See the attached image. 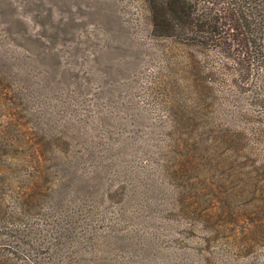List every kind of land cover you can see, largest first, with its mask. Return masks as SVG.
I'll use <instances>...</instances> for the list:
<instances>
[{
	"label": "rangeland",
	"instance_id": "374dc122",
	"mask_svg": "<svg viewBox=\"0 0 264 264\" xmlns=\"http://www.w3.org/2000/svg\"><path fill=\"white\" fill-rule=\"evenodd\" d=\"M145 12L0 0V264H264V110L215 52L162 60Z\"/></svg>",
	"mask_w": 264,
	"mask_h": 264
},
{
	"label": "trees",
	"instance_id": "16d2710c",
	"mask_svg": "<svg viewBox=\"0 0 264 264\" xmlns=\"http://www.w3.org/2000/svg\"><path fill=\"white\" fill-rule=\"evenodd\" d=\"M144 2L146 14L136 26L143 38L155 45L162 60L167 61L173 54V60L182 65L183 75L189 77L190 72H199L198 65L207 52H215L234 79L236 106L241 107L245 99L252 107L264 110V0ZM202 89L199 86L194 91V107L202 106ZM17 204L24 209L23 200ZM57 224V228H48L41 234L43 240L56 250L72 247L61 222Z\"/></svg>",
	"mask_w": 264,
	"mask_h": 264
}]
</instances>
